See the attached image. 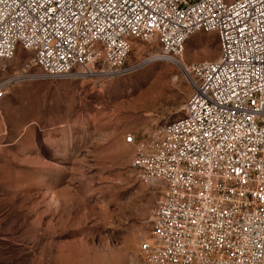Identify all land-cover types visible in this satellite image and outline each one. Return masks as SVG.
Segmentation results:
<instances>
[{
	"label": "built area",
	"instance_id": "1",
	"mask_svg": "<svg viewBox=\"0 0 264 264\" xmlns=\"http://www.w3.org/2000/svg\"><path fill=\"white\" fill-rule=\"evenodd\" d=\"M200 32L219 58L180 62ZM19 49L31 56L0 79V100L24 81L176 64L182 116L126 137L132 170L161 188L136 264H264V0H0V60Z\"/></svg>",
	"mask_w": 264,
	"mask_h": 264
},
{
	"label": "rangeland",
	"instance_id": "2",
	"mask_svg": "<svg viewBox=\"0 0 264 264\" xmlns=\"http://www.w3.org/2000/svg\"><path fill=\"white\" fill-rule=\"evenodd\" d=\"M30 56L0 60V79ZM218 58L215 33L200 32L181 61ZM190 93L165 61L120 78L11 86L0 100V264H136L161 188L132 170L126 137L181 117Z\"/></svg>",
	"mask_w": 264,
	"mask_h": 264
},
{
	"label": "bare ground",
	"instance_id": "3",
	"mask_svg": "<svg viewBox=\"0 0 264 264\" xmlns=\"http://www.w3.org/2000/svg\"><path fill=\"white\" fill-rule=\"evenodd\" d=\"M181 58H182V57H181ZM180 62H182L181 59H180ZM182 63H183V62H182Z\"/></svg>",
	"mask_w": 264,
	"mask_h": 264
}]
</instances>
